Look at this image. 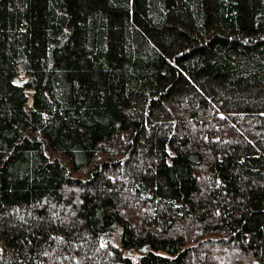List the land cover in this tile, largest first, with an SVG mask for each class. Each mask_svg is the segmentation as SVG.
Segmentation results:
<instances>
[{
	"label": "trees",
	"instance_id": "1",
	"mask_svg": "<svg viewBox=\"0 0 264 264\" xmlns=\"http://www.w3.org/2000/svg\"><path fill=\"white\" fill-rule=\"evenodd\" d=\"M0 264H264V0H0Z\"/></svg>",
	"mask_w": 264,
	"mask_h": 264
},
{
	"label": "water",
	"instance_id": "2",
	"mask_svg": "<svg viewBox=\"0 0 264 264\" xmlns=\"http://www.w3.org/2000/svg\"><path fill=\"white\" fill-rule=\"evenodd\" d=\"M148 246H146V248H147ZM130 252H132V250H130Z\"/></svg>",
	"mask_w": 264,
	"mask_h": 264
}]
</instances>
